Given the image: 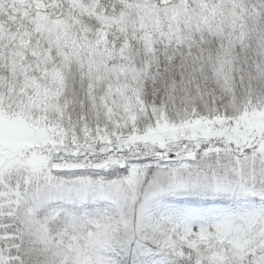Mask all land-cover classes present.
<instances>
[{"label":"snow or ice","instance_id":"1","mask_svg":"<svg viewBox=\"0 0 264 264\" xmlns=\"http://www.w3.org/2000/svg\"><path fill=\"white\" fill-rule=\"evenodd\" d=\"M0 264H264V0H0Z\"/></svg>","mask_w":264,"mask_h":264}]
</instances>
